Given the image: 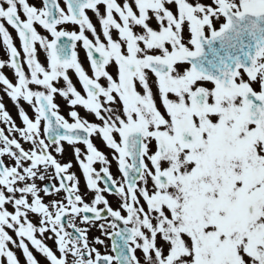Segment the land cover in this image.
I'll list each match as a JSON object with an SVG mask.
<instances>
[{
    "label": "snow or ice",
    "instance_id": "obj_1",
    "mask_svg": "<svg viewBox=\"0 0 264 264\" xmlns=\"http://www.w3.org/2000/svg\"><path fill=\"white\" fill-rule=\"evenodd\" d=\"M0 46V264H264V0H0Z\"/></svg>",
    "mask_w": 264,
    "mask_h": 264
},
{
    "label": "rangeland",
    "instance_id": "obj_2",
    "mask_svg": "<svg viewBox=\"0 0 264 264\" xmlns=\"http://www.w3.org/2000/svg\"><path fill=\"white\" fill-rule=\"evenodd\" d=\"M101 11H103V8H102V7H101ZM93 23H94V24L96 23V17H94V16H93ZM102 39H103V38H102ZM4 59H7V57H4ZM3 71H4L5 74L8 75L10 78H11V74L13 75L12 70L10 71L11 74H8L4 69H3ZM75 79H76V78L74 77L73 80L75 81ZM0 95H2V93H0ZM3 102L5 103L6 108H7V110L10 112V114L12 115V117L16 120L17 124H19V123H20V120H19V118H18V116H17V111H16V108L14 107L13 103H12V102L10 101V99H8L6 96L3 97ZM57 102H58V103H61V106H62L63 112H66V108L64 107L63 102L60 101L59 98H57ZM22 103H23V102H22ZM24 107H25V109H26L29 113H31V111L28 109V106H27L26 104H24ZM78 110L81 112V115H85V112H84V113L82 112L83 109H78ZM89 119H91V117H89ZM62 159H64V160H71V159H73V158H72V155H71V149H70V148L66 147V152H65V155H64V157H63ZM73 162H74V161H73ZM74 164H75V162H74ZM73 170L76 171L77 169L74 167ZM77 174H79L78 171H77ZM82 185H84V183H83ZM113 200L116 201V198L114 197ZM112 205L116 206V204H112ZM10 234L14 235L11 231H10ZM89 235H90V238H92V237H95V236H101V233L99 232L98 229H96V228H92L91 231H90V233H89ZM14 238H15V236H14ZM101 238H104V237L101 236ZM106 242H108V241L106 240ZM45 243L49 244V243H51V241H50V240H45ZM10 247H12V246L10 245ZM30 247H31V246H30ZM51 247L54 248V244H53V243H52V246H51ZM13 251L16 252L18 258L20 259L21 264H24V258H23V256H22L20 250H19V249H16V248L13 247ZM33 252H34V255L37 257V259L41 262V264H46V262H45V260H44V258L42 257L41 254L35 252V250H33Z\"/></svg>",
    "mask_w": 264,
    "mask_h": 264
},
{
    "label": "flooded vegetation",
    "instance_id": "obj_3",
    "mask_svg": "<svg viewBox=\"0 0 264 264\" xmlns=\"http://www.w3.org/2000/svg\"><path fill=\"white\" fill-rule=\"evenodd\" d=\"M30 2H32V3H35V2H37V0H30ZM9 31L12 33V35H13V37H14V42L17 44V47H19V42H18V40H15V36H16V34H15V32H14V30H12L10 27H9ZM4 57H7L6 56V54H5V52H4V50H3V48H2V46H0V58H3L4 59ZM41 59H43V54L41 53ZM8 74H11L10 73V69H8V68H5L4 69ZM70 75H71V73H70ZM13 75L11 74V77H12ZM73 78H74V76H73ZM77 87H79V85H77ZM62 111H63V109H62ZM82 112L84 113L85 111L84 110H82ZM83 116V115H82ZM104 146V145H103ZM104 150L105 151H107V152H109V150L104 146ZM109 159H111V157L109 156ZM113 165H114V168H115V162L113 161ZM114 168H112L113 170L112 171H114Z\"/></svg>",
    "mask_w": 264,
    "mask_h": 264
}]
</instances>
